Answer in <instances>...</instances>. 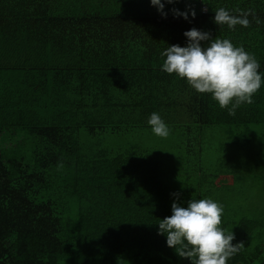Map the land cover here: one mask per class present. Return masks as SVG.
Masks as SVG:
<instances>
[{
    "label": "trees",
    "instance_id": "trees-1",
    "mask_svg": "<svg viewBox=\"0 0 264 264\" xmlns=\"http://www.w3.org/2000/svg\"><path fill=\"white\" fill-rule=\"evenodd\" d=\"M186 5L195 18L174 16ZM217 7L261 22L219 27ZM164 11L0 0V264H192L157 224L193 197L220 202L243 244L226 264H264V83L229 115L162 71L160 54L196 28L243 45L264 73V0H165ZM154 111L166 139L147 124Z\"/></svg>",
    "mask_w": 264,
    "mask_h": 264
},
{
    "label": "clouds",
    "instance_id": "clouds-1",
    "mask_svg": "<svg viewBox=\"0 0 264 264\" xmlns=\"http://www.w3.org/2000/svg\"><path fill=\"white\" fill-rule=\"evenodd\" d=\"M172 4L175 0H166ZM204 2V0H203ZM151 6L164 17L167 16L165 0H150ZM174 16L185 20L195 18L196 10L186 5L184 11L171 10ZM201 11H207L202 8ZM232 14L224 7L214 9L213 22L219 27L233 29L236 25L247 27L252 10H236ZM185 46L168 45L160 53L164 57L162 71L182 78L196 92L210 94L221 108H227L229 115L242 103H252L254 94L264 83V73L259 71L260 62L243 45H234L228 38H211L207 31L196 28L186 30ZM202 41L206 44L202 45ZM147 124L151 132L167 137L169 128L158 112L149 114ZM177 195V194H173ZM223 205L210 198H192L187 206L177 202L171 205V215L159 220L158 234L166 237V245L179 249V256L190 258L192 264H226L236 254L242 243L233 244L234 233L222 226ZM177 252V251H176Z\"/></svg>",
    "mask_w": 264,
    "mask_h": 264
},
{
    "label": "rangeland",
    "instance_id": "rangeland-1",
    "mask_svg": "<svg viewBox=\"0 0 264 264\" xmlns=\"http://www.w3.org/2000/svg\"><path fill=\"white\" fill-rule=\"evenodd\" d=\"M152 139V138H151ZM154 139L157 140V139H166V137H157V136H154ZM263 138H261L260 140H262ZM166 145V144H165ZM168 146V145H167ZM170 148V145L168 146ZM172 152V151H171ZM256 193V192H255ZM255 193H252V194H249L247 196H251L252 198H254V194Z\"/></svg>",
    "mask_w": 264,
    "mask_h": 264
}]
</instances>
